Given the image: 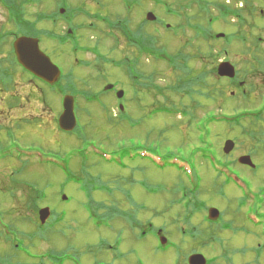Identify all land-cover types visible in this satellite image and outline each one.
Listing matches in <instances>:
<instances>
[{
	"label": "rangeland",
	"instance_id": "obj_1",
	"mask_svg": "<svg viewBox=\"0 0 264 264\" xmlns=\"http://www.w3.org/2000/svg\"><path fill=\"white\" fill-rule=\"evenodd\" d=\"M40 1V2H38ZM120 0H67L73 9L84 7L85 12L76 15L75 24L79 26L94 22L92 14L102 13L103 16L110 15L115 21L116 18L127 17L125 9L130 7ZM171 8L176 10H186L185 17L178 18L175 14H168L164 5H158L155 0H140L142 3L139 8L134 10L130 15L131 27L135 30L142 22L143 32L145 34L155 35L154 39L158 40V47H162L168 53H176L182 48L183 44L188 39L193 40L194 32L186 27V22L197 23L195 29L204 30L205 32H196L199 36L205 37L212 30V33L223 32L226 36H231L239 30L244 37H248L247 45L253 43V39L259 37L264 40V0H162ZM239 2L240 4H235ZM121 3V4H120ZM193 3V4H192ZM40 4V5H38ZM58 0H37V4L30 5L28 9L29 19L36 20V16L40 13L54 14L57 11ZM222 5H228L231 8L243 9V16L247 22L237 24V20L231 18L229 22L224 23L223 11L217 12ZM124 6V7H123ZM151 12L157 19L162 20L161 23L146 22V15ZM182 14L184 12H181ZM215 17L217 21L211 26L207 20ZM56 26H52L47 22L38 23V30H54V32H65L67 29L66 23L57 19ZM214 20V18H213ZM167 25L169 28H167ZM15 25L8 21V15L5 9L0 7V34L5 32H16ZM100 29V30H99ZM98 30V32H97ZM95 31L88 30L86 27L80 31V39L78 46L94 45L100 43L102 50L108 56H112L111 47L114 43L103 36L106 33V27L103 25ZM178 31V32H177ZM180 31V32H179ZM187 32V34L185 33ZM79 37V36H78ZM104 39V40H103ZM6 49H10L12 39H9ZM13 42V41H12ZM99 45V46H100ZM68 45L66 48L57 47L53 42H46L42 45V49L48 52L55 65H58L63 71L73 73V83L84 91L90 93H101L98 103H86L82 100L77 102L75 116L78 120V129L74 134H66L57 132V126L54 125L55 116L62 112V99L55 97L53 94L45 95L40 88L33 87L22 77L18 72L15 76L14 91L3 92L0 94L6 101L0 100V141L6 142L5 134L8 130L15 132V139L18 147L22 149H43V151H52L59 153L69 166V173L75 176H85L84 172L89 174V177L95 179L94 184L98 186L99 194L95 196V201L103 202L105 207H114L119 212L121 209L130 207V202L133 204H145L151 208V212L140 214V218L144 221L150 219L164 232L169 241L176 245L181 244V256L185 258L192 250L203 247L200 243L189 242L188 236L192 232L191 228L196 227L199 231H203L208 224L203 222L200 213H195V217L190 219V213L193 211V206L189 209L182 210L180 205H170L178 201V199L190 194L194 189L193 182L188 181L184 175H181L176 166L165 170H155L152 166L140 160L132 162L128 155H124L122 159L124 166L119 167L113 161H108L98 155H85V160L79 156L81 151H84L82 146L83 141L76 139L81 138L88 140V143L96 144L97 148L105 151V154L110 156L115 151L116 145H120L122 150L123 139L135 137L142 142L145 139L152 140L147 131H154L153 139L160 140V156H176L178 158L189 160L191 170L196 174L198 199L209 204V207H217V209L225 214V219L230 224V228L219 222L213 226H223L226 231L220 234L216 232L212 235L213 238H219L223 241L221 252L215 250L206 251L208 255L223 254L231 259L235 264H250L253 261H264L263 254L257 255L255 250L258 243L264 248V231H259L248 218L253 214L252 211H247L248 206L243 207V213H240L239 208L244 194H249L247 188L258 195L256 203L257 208L264 212V134H261L262 127L260 124H255L254 121L246 119L242 128H231L232 125L225 123H210L212 118L219 117V110H223L229 114L227 118L236 117L244 109L249 110L253 103H259L260 94L263 92L262 86L263 76L260 72L258 76L249 74L251 66L248 63V57L242 53L243 46L232 42L227 45L225 39L203 42L201 39L193 40V46L185 50L191 56L190 66L194 70V74L200 73V67L205 64L204 71H211L213 67H217L221 61L225 59L233 64L239 77L245 78L244 87L250 93L251 100L243 99L239 93V88L229 85L225 81H217V75L209 76L206 80L207 86L204 90L207 91H223L224 96L215 94L212 99L195 96L196 102H190L189 98L182 93L171 96L170 104H175L181 108L189 107L193 112L194 125L198 131L196 132L193 124L187 118L157 115L155 120H148L143 123V127L138 130H130L112 118L116 109V99L114 95L104 92L105 84L109 81L112 83H121L130 90L129 107L135 118H147L152 116V111L157 107L156 101L152 96L143 92L142 101L140 102L135 97L137 88L131 80L126 77L124 69L117 71L110 66L99 63V60L89 55L79 54L78 57L70 54ZM227 48L228 52L219 60L215 57L208 59L209 49L213 48L215 54ZM166 48V49H165ZM201 49L203 58L194 59ZM47 49V50H46ZM7 50V51H8ZM115 51V50H114ZM119 55L113 57L118 61L123 62L126 58H133L135 51L122 45L121 50H116ZM264 45H261L260 54L263 57ZM104 54V55H105ZM166 54V55H167ZM7 56V55H5ZM77 58L80 62L88 60V68L79 67L76 65ZM260 58V57H259ZM94 59V60H93ZM211 60V61H210ZM218 61V62H217ZM141 69L146 75L152 72H157L156 82L159 85L165 86L176 82L177 75L172 73L167 64L163 62H155L153 60H143ZM84 63V62H83ZM258 65V64H257ZM81 66V65H80ZM257 68H261L257 66ZM256 73V71H254ZM223 83V84H222ZM226 83V84H225ZM144 88L145 82L141 83ZM2 92V90L0 91ZM234 92V97L231 93ZM71 93V91H70ZM17 94L16 105L10 107L8 102L11 101L12 95ZM134 95V97H133ZM160 105H165L160 101ZM193 109V106H197ZM253 105V106H254ZM143 108V111H142ZM187 109V108H186ZM200 122L204 125L203 133H199ZM227 122V121H225ZM171 128V129H168ZM166 129V131L164 130ZM167 129L169 131H167ZM260 129V130H259ZM59 131V130H58ZM140 131V132H137ZM160 135V137H159ZM227 140H232L235 143L234 150L229 155L223 154L224 144ZM138 141V140H137ZM0 142V145L1 143ZM199 153L206 155L207 160L204 161ZM197 152V153H195ZM251 156L253 162L258 166L256 170H250L238 165V159L242 156ZM73 158V163L69 161ZM198 157V158H194ZM219 160L223 163H234L227 171H232L241 177V184L238 186L228 183L225 175L219 178L212 169V162ZM31 163L25 171L18 175L16 170L22 167V162L13 158H8L0 161V231L4 229L1 225L10 224L14 230H9V234H13L16 230L22 237H15V242L12 244L4 243V239L0 238V261H7L8 256H15L20 264L24 263L25 247L37 258L30 261V264H68V261L59 259V256L51 255L58 254L62 247L73 246L77 251L75 260L79 264H94L96 261H104L109 259V256L99 254L97 244L101 240L113 239L116 236L118 227L116 225L110 229H96L95 222L91 218V213H97L96 208L86 209L87 198L86 190L81 177L79 182L70 181L67 175H64L60 170L51 167H40L34 160H27ZM85 161V164L82 162ZM178 164L177 159H172L169 163ZM164 163V162H163ZM180 163L183 161L180 159ZM12 175H15L12 177ZM98 183V184H97ZM226 184V185H225ZM37 194L35 192V189ZM149 186H151L149 188ZM95 188V187H93ZM150 190V192H149ZM101 194V195H100ZM116 197H110L108 195ZM130 194V196H126ZM42 198L41 205H46L55 214L64 211L67 214L65 223L57 225L54 231H49L47 235V243L24 242V232L31 231L29 221L38 214V209L35 205V198ZM66 197L67 200H63ZM122 199V204L120 200ZM96 201V202H97ZM111 204L121 205L115 207ZM130 209V208H129ZM114 210V213L116 211ZM157 210V212L155 211ZM108 212V213H107ZM103 213H107V218L111 221V227L118 222L117 219H112L108 208H105ZM106 220V218H105ZM2 223V224H1ZM209 226V225H208ZM7 228V227H6ZM187 232L186 235L181 233V230ZM59 230V231H58ZM210 234V231L209 233ZM150 239V238H148ZM147 239V240H148ZM152 251L153 241H147ZM90 245V248L87 247ZM136 257L142 258L150 264H173V256H168L164 261H154L151 253L143 250L140 243L135 242ZM18 247L19 249H16ZM48 247V248H46ZM124 248L127 249V242H124ZM50 253V254H48ZM126 260V259H125ZM125 260L122 261L125 264ZM109 264H117L114 259L107 261ZM185 264V262H183Z\"/></svg>",
	"mask_w": 264,
	"mask_h": 264
},
{
	"label": "flooded vegetation",
	"instance_id": "obj_2",
	"mask_svg": "<svg viewBox=\"0 0 264 264\" xmlns=\"http://www.w3.org/2000/svg\"><path fill=\"white\" fill-rule=\"evenodd\" d=\"M52 34L54 36H56L57 39H58L57 40L55 38V43L61 44L64 41L63 32L62 33L52 32ZM142 42H143V32H118L117 33V42L115 43V44H117V46L115 44L114 45L116 46L117 50H121L122 45H125L127 47V49L130 48V49L134 50L135 51L134 57L138 60L140 53H139V50L136 48L135 45L138 44V43H142ZM95 45H96V47L98 49L101 47V45L98 44V43H96ZM111 49H113V47H111ZM253 52H254V48L251 49V53H250V59L252 61H253V59H252ZM134 57L131 58V59H134ZM124 61L125 62H123V63L120 62V65H119L118 69H116V70L124 69V72L126 73V77H128V78L131 77L129 79L131 80L132 83H134V85L137 88L135 97L137 98V100H139L141 102L142 101L143 91H142V87H140V85H141L140 76L142 77L144 75V71L141 69L143 63H142V61L132 63L131 65L135 66V69L129 71L130 68L128 66L130 65V62L127 61V58ZM250 66L252 68H251L249 74H252V75L254 74V76L257 75L258 79H260L259 78V74H260V72H263L262 73V76H263L262 81L264 82V64L259 63L257 65L256 63H253V64H250ZM257 66H260L261 68H257ZM204 67H205V64H202L201 68L199 70V72H200L199 74L200 75L203 74V68ZM85 68H88V65ZM254 71H256V73H254ZM72 76H73V73L71 71L68 73V75H66V77H72ZM243 80H246V79L244 78ZM238 84L243 88L245 83H244V81L240 80L238 82ZM114 85L116 86V89L113 90V92H111L114 95V98H117V93L119 91H123L124 92V96H123V98L121 100L122 101V105L124 106L125 111L129 115V117L130 118H135V116H133V114L131 112V109L129 107V102L131 101V98L129 96L130 90L127 89L126 87H121L120 83H116ZM262 86H264L263 83H262ZM50 93L53 94L51 90L47 91V89H45V95L46 96L50 95ZM246 93H247V91L244 90L243 94H241L240 96L244 97ZM53 95L55 97L57 96L55 94H53ZM231 95L234 96V93H232ZM248 95H249L250 99L253 96V95L250 96V94H248ZM81 97L84 99V101H86L88 98L91 99V100H96L97 98L101 97V93H90V92L82 93ZM133 97H134V95H133ZM258 97H260L259 103H257L256 105H254V103H253L254 106H252V107H254L255 109L258 108L257 112L255 113V117L256 118H258V117L264 118V88H263V92L260 94V96L258 95ZM58 100H59V98H58ZM251 101H252V99H251ZM257 106H259V107H257ZM57 117L59 118V109H58V116ZM55 118H56V116H55ZM260 129H262L261 134H264V127H260ZM136 130H138V129H136ZM137 132H140V131H137ZM127 145L128 144L126 143V146ZM257 201H258V197L255 196L254 201H253V207L255 208V210L258 209L257 206H256ZM120 203L122 204L121 200H120ZM112 205H115L116 207L121 206V205H118V204H112ZM134 210H135L134 212L137 213L138 218H139L140 214H142L143 212L149 213V212L153 211V210H151V208L149 206H146V203L140 205L138 208H136ZM155 212H157V210ZM257 214L259 216H261L260 214H262V213L260 211H258ZM116 219L118 220V222L115 223L110 228V230H112L116 225H120L118 227L116 236H113V239L109 238V239L100 241V243L97 245L99 254H104L106 256L113 255L112 257L109 256V259H111V258L114 259L115 263H117V264H123L122 261L125 260V259H126L125 260V264H143V262H144V264H150V262H147V261H145L142 258H141L142 262L138 261V257H136L135 246H134L135 242H138V243L141 244L143 250H145L146 252L151 253V255L153 257V260L158 262V260H157V258L159 259V252H158V249H157L158 242L154 238V230H155V226H157V225L154 223V221H151L150 219H148L147 221H144L142 219V221L144 223H149V225L152 227L153 234H152L150 239L146 240L144 243H141L136 238V236H137L136 233L137 232H135V230H134V226H135L134 223L131 226H129L128 222L127 221L123 222L121 217H117ZM131 219H133V217H131ZM224 220H226L225 219V215H224ZM157 232H158V230H157ZM147 241H153L154 242L152 251H150L151 247H150V245H147L148 244V243H146ZM124 242H127V246H128L127 249L124 248ZM189 242H191V243H200L201 242L203 244V247L199 248L200 250H198L197 248L192 250L188 254L187 258L189 256H191L192 254H196V253L204 254V253H206L205 250H206V245L207 244H206L205 240L197 239V240L193 241V240L189 239ZM62 249L63 250H60L61 254L69 251L70 247L68 245H66V247H64V248L62 247ZM71 251H74V249L72 248ZM216 251L219 253V252L222 251V248H216ZM204 255L209 260L212 261L210 264H235L231 259H229L227 256H225L223 254H211V255L204 254ZM108 260L104 261L103 264H109V263H107ZM184 262L186 264V260H184ZM206 264H209V263L207 262ZM250 264H264V261L263 260H260V262L253 261Z\"/></svg>",
	"mask_w": 264,
	"mask_h": 264
},
{
	"label": "trees",
	"instance_id": "obj_3",
	"mask_svg": "<svg viewBox=\"0 0 264 264\" xmlns=\"http://www.w3.org/2000/svg\"><path fill=\"white\" fill-rule=\"evenodd\" d=\"M121 1H125L127 2V4L133 3L135 5L136 8H139L141 6V2L140 0H121ZM156 3L158 5H164V7H166L167 5L165 4V2H163L162 0H155ZM40 2V1H38ZM0 4L1 6L6 10L7 15H8V21L9 23H11L12 25H15V30L17 29L18 31L16 32H22V33H29V35L32 36H38L40 35V32H46V31H41L37 29V24L38 23H43V22H47L48 24L52 25V26H56L57 24V19L58 18H65L68 19L70 17H75L76 15H80L83 14L85 12L84 7H82V9H80L79 11L74 12L75 10H78L79 8L73 9L71 8L72 5L67 2L66 0H59V8H66L67 11L65 13L64 16H61L58 12V10L53 14H44V13H40L39 15L36 16V20L35 21H31L29 19V14H28V9H26L27 7H29L30 5H35L37 4V0H0ZM40 5V4H38ZM134 7V8H135ZM168 9H170L169 7H167ZM222 8V7H219ZM136 10V9H135ZM171 10V9H170ZM181 12H185L184 10H176V9H172V13L174 14H181ZM130 13V12H129ZM130 16V14H129ZM185 17V14H184ZM187 23V22H186ZM189 25V23H187ZM108 27L110 29H116V27H119L121 29H123L124 32H129V28L128 26L121 22H118L117 25L116 23H108ZM134 32H143V26L141 27H137ZM3 39L0 38V54L4 53L3 51ZM147 44H151V41H146V37L144 38V41L142 43V51L143 52H147L145 49V46ZM141 44H138L137 46L139 47ZM158 55H162L161 57L158 58H165V51L163 49H159L158 51ZM212 56V54L210 55ZM171 64H176L178 62L177 59H172ZM169 62V63H170ZM215 70V69H214ZM3 75V71L0 70V77H2ZM199 82V81H198ZM183 90V87H180V91ZM216 93V91H209L205 96L207 99H212L213 95Z\"/></svg>",
	"mask_w": 264,
	"mask_h": 264
},
{
	"label": "water",
	"instance_id": "obj_4",
	"mask_svg": "<svg viewBox=\"0 0 264 264\" xmlns=\"http://www.w3.org/2000/svg\"><path fill=\"white\" fill-rule=\"evenodd\" d=\"M156 18L152 13L147 14V20L154 21ZM16 52L20 62L26 67L35 71L42 77H46L52 81H56L58 76L57 68L50 62V60L39 50L38 41L27 38H20L16 42ZM219 75L234 77L235 71L229 63H223L219 66ZM65 113L60 119L61 127L65 130H72L75 126L73 105L70 99L65 101ZM234 148L232 141L226 142L224 152L229 154ZM243 165L254 167L249 156L240 158L239 161ZM211 214L217 213L216 210H211Z\"/></svg>",
	"mask_w": 264,
	"mask_h": 264
},
{
	"label": "bare ground",
	"instance_id": "obj_5",
	"mask_svg": "<svg viewBox=\"0 0 264 264\" xmlns=\"http://www.w3.org/2000/svg\"><path fill=\"white\" fill-rule=\"evenodd\" d=\"M157 260L159 261L160 259L157 258Z\"/></svg>",
	"mask_w": 264,
	"mask_h": 264
}]
</instances>
